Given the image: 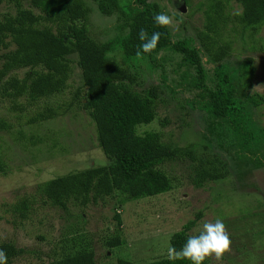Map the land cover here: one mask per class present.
<instances>
[{
  "label": "trees",
  "instance_id": "1",
  "mask_svg": "<svg viewBox=\"0 0 264 264\" xmlns=\"http://www.w3.org/2000/svg\"><path fill=\"white\" fill-rule=\"evenodd\" d=\"M183 2L188 5L190 0ZM198 8L203 12V29L181 35L154 23V15L162 9L151 0H0V102L7 112L0 114V139L5 142L10 138L22 149L28 147L27 142L36 146L44 140L35 135V129L82 109L89 115L106 158L104 165L72 170L40 184L33 195H19L5 210L11 213L14 224L26 221L43 206L61 210L68 217L81 211L80 217L85 219L86 209L112 196L118 197L119 208L130 201L171 192L181 182L164 167L178 161L191 166L189 181L196 189H211V184L233 176L236 163L264 150V127L256 118L264 96L248 92L256 74L253 58L242 59L238 67L223 60L233 48L231 41L225 40L229 30L239 32L245 42L247 33L253 41L264 28V0H206ZM92 15L115 19L108 27L114 36L106 41L94 38ZM140 29L149 36L161 33L151 53L137 55L142 43ZM250 50H256L255 46ZM118 54L121 59H117ZM175 55L182 60L181 65L193 68L196 76L189 85L199 90L200 108L219 125L226 136L224 143L222 135L212 136V142L182 147L164 141L163 133H141L142 127L156 120L162 101L159 85L152 83L145 89L136 82L138 66L145 63L153 72ZM207 64L215 67L211 80ZM187 75L186 71L183 79ZM70 88L71 98L65 104L37 105ZM24 126L33 131L29 141ZM223 144L235 158H222L218 148ZM9 170L0 152V175ZM203 216L200 211L175 233L171 246L179 250ZM114 218L119 231L107 239L110 249L123 245L121 213L115 210ZM73 234L55 239L47 255L49 264H98L93 243ZM0 249L7 253V264L26 254V248L12 242H1ZM117 264L134 263L118 259ZM145 264L190 261H170L167 257Z\"/></svg>",
  "mask_w": 264,
  "mask_h": 264
},
{
  "label": "rangeland",
  "instance_id": "2",
  "mask_svg": "<svg viewBox=\"0 0 264 264\" xmlns=\"http://www.w3.org/2000/svg\"><path fill=\"white\" fill-rule=\"evenodd\" d=\"M151 1L161 6L162 13L173 17L174 25L170 28L174 34L191 35L203 29V12L198 6L206 0H190L188 5L183 0ZM183 6L185 11L181 10ZM113 23L115 19L92 15L93 37L99 41L113 37L114 32L108 28ZM229 33L225 34V40L231 41L233 48L223 60L238 67L242 59L253 58L256 74L248 92L264 96V28L253 41L247 38L248 33L245 42L239 32L229 30ZM252 45L256 50H250ZM117 59H121L119 54ZM181 63L182 60L175 55L172 60L161 62L153 72L145 63L139 64L136 82L145 89L152 83L159 85L162 101L158 105L156 120L142 127L141 133H163L164 141L182 147L193 142H212V136L220 138L222 135L224 143L226 136L219 125L216 126L209 113L200 108L199 90L189 85L192 76H196L193 68ZM206 68L211 71V80L215 67L207 64ZM186 71L188 75L183 79ZM75 81L79 82L78 79ZM75 81L71 83L76 87ZM72 90L70 88L65 94L40 101L37 105L43 106L45 102L55 107L63 105L70 100ZM5 108L0 102V114L3 116L7 113ZM257 113L256 118L264 127V105ZM23 128L26 129L23 131L26 141H29L33 131L27 126ZM34 131L44 140L36 146L27 142L28 147L22 149L13 145L10 138L5 142L4 138L0 139V152L10 167L7 174L0 175V243L12 242L26 248V254L18 257L14 264H49L47 255L51 253L52 243H56L55 239L62 234L73 236V232L79 239L85 238L93 243L98 264H117L118 259L145 264L167 258L173 235L195 219L200 211L204 216L189 235L197 234L205 221L221 219L231 237V249L224 255L222 264H264V150L251 153L248 161L236 163L233 176L211 184V189H196L189 181L191 166L178 161L164 167L170 176L181 182L171 192L130 201L119 208L118 197L112 196L86 209L85 219L80 217L82 213L77 209L73 216L68 217L61 210L43 206L26 221L19 220L14 224L11 213L5 210L8 209L7 204L14 202L19 195H33L40 184L54 177L106 162L95 128L82 109L67 112ZM200 151L204 153L203 148ZM218 152L223 159L235 158L224 144L220 145ZM258 155H261L259 159ZM115 210L122 217L120 233L123 245L110 249L106 241L119 231ZM205 264H216V261L206 258Z\"/></svg>",
  "mask_w": 264,
  "mask_h": 264
},
{
  "label": "clouds",
  "instance_id": "3",
  "mask_svg": "<svg viewBox=\"0 0 264 264\" xmlns=\"http://www.w3.org/2000/svg\"><path fill=\"white\" fill-rule=\"evenodd\" d=\"M153 21L161 28L174 25L173 17L162 12L154 15ZM160 36L159 32H154L149 36L144 29H140L138 37L142 43L138 48L137 55H140L141 52L151 53L158 45ZM230 249V233L225 223L217 218L214 222L205 221L202 229L197 234L188 236L179 250L175 246H170L167 256L170 261L188 260L190 264H204L206 258L214 259L216 264H222L224 255ZM7 260V253L0 249V264H7Z\"/></svg>",
  "mask_w": 264,
  "mask_h": 264
},
{
  "label": "water",
  "instance_id": "4",
  "mask_svg": "<svg viewBox=\"0 0 264 264\" xmlns=\"http://www.w3.org/2000/svg\"><path fill=\"white\" fill-rule=\"evenodd\" d=\"M181 10H182V11H185V6H183Z\"/></svg>",
  "mask_w": 264,
  "mask_h": 264
}]
</instances>
